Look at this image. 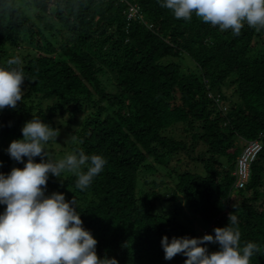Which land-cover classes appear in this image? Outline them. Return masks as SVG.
<instances>
[{
	"label": "trees",
	"instance_id": "obj_1",
	"mask_svg": "<svg viewBox=\"0 0 264 264\" xmlns=\"http://www.w3.org/2000/svg\"><path fill=\"white\" fill-rule=\"evenodd\" d=\"M162 2L0 0V67L19 57L26 88L15 109L0 110V131L9 138L0 147V172L24 167L7 149L23 138L32 118L55 128V117L67 115L77 124L84 116L71 132L70 154L102 155L104 170L84 191L75 187V175H50L46 195L66 197L71 190L83 227L98 241V256L119 264H184L183 255L164 259L162 237H203L196 219L214 235L232 213L241 246L260 248L250 264H264V29L245 24L236 36L195 14L190 21L176 19ZM134 6L141 17L129 18ZM183 58L194 70H184ZM179 126L176 137L170 131ZM251 142L260 149L247 184L237 190V159ZM182 156L200 164L203 174L169 167ZM150 161L168 166L174 178L166 199L174 203L170 212H154L162 202L155 180L149 192L138 189L140 173L154 172ZM234 197L241 199L232 204ZM5 208L0 205V214Z\"/></svg>",
	"mask_w": 264,
	"mask_h": 264
},
{
	"label": "clouds",
	"instance_id": "obj_2",
	"mask_svg": "<svg viewBox=\"0 0 264 264\" xmlns=\"http://www.w3.org/2000/svg\"><path fill=\"white\" fill-rule=\"evenodd\" d=\"M161 7L171 10L176 19L190 21L195 14L236 36L245 24L257 32L264 29V0H163ZM6 63L7 67H0V110L15 109L24 94L21 59L13 57ZM21 131L23 138L13 140L7 153L24 167L0 172V205L6 206L0 214V264H119L114 257L98 256V241L83 227L74 197L66 200L60 192L46 195L49 176L61 180L65 172L76 176L77 189H88L104 170L106 159L80 150L54 160L45 145L57 140L59 131L38 118L26 122ZM213 231L214 235L198 238L163 236L164 259L183 255L184 264H250L260 251L253 242L241 246L238 218L232 213L227 226ZM209 244H218L219 250L210 252Z\"/></svg>",
	"mask_w": 264,
	"mask_h": 264
},
{
	"label": "rangeland",
	"instance_id": "obj_3",
	"mask_svg": "<svg viewBox=\"0 0 264 264\" xmlns=\"http://www.w3.org/2000/svg\"><path fill=\"white\" fill-rule=\"evenodd\" d=\"M262 42H264V36H262ZM181 65L184 68V70L191 71V70H194L195 68L194 64L188 58H183L181 60ZM22 90L24 91V93L26 92V88L24 87V85L22 86ZM224 93L226 94L227 97H229L231 94V90L224 89ZM46 104L47 103L44 102L42 104V108H44ZM83 117L84 116H81L80 118L77 119V124H72V123L69 124L68 123L69 117L67 115H63L62 117H55L53 119L54 124H55V129L59 131V135L57 137L59 140L58 139L50 140L45 145V148L50 151V156L54 160L63 158L64 156L71 153L70 151V142H71L70 140L72 139L71 132L78 129V127L80 126L83 120ZM180 129L181 127L179 126L178 128L171 130L170 133L174 134L176 137L177 136L179 137ZM11 141L12 140H10V142ZM8 144H9L8 136L0 131V147L7 146ZM238 144L240 146L243 145L242 142H239ZM199 150H200V147H197V149L191 154V156L195 157L198 154ZM148 163L153 164L151 161ZM153 166H154V172H149V171L144 170L140 173V177H139L140 181L138 182V189L142 193L149 192L150 188L153 186V185H150L151 181L155 180V182L158 184V186L155 188V192H157L161 196L162 202L159 201L155 203L156 207L154 209V212L160 213V214L170 212V210L173 209V204H174V203L168 204V201H166V199L170 196V193H171L170 190L173 187L174 178H168L165 169L168 170V168L170 167V168H174V170L178 172H182L185 169H187L188 171L193 172V173L203 174L201 165L193 163V162L188 163V160L186 159L185 156L181 157V161L179 162V164L176 161H171L169 163V167L166 166L163 169L154 164ZM71 175L73 174L65 172L62 174L61 179H64L67 176H71ZM55 179L57 178L55 177ZM70 191H71L70 189L66 191V197H65L66 200H69L71 198ZM240 199H241L240 197H234V201H232V204L238 203ZM177 204L181 205L184 208L185 213L188 216V218L192 219L193 216L189 213L187 209V204H185L183 199L178 198ZM195 227L199 235L202 234V230L207 229L204 225L201 224V222L198 219L195 220ZM208 249L210 252L217 251L219 250V245L210 244L208 246Z\"/></svg>",
	"mask_w": 264,
	"mask_h": 264
},
{
	"label": "built area",
	"instance_id": "obj_4",
	"mask_svg": "<svg viewBox=\"0 0 264 264\" xmlns=\"http://www.w3.org/2000/svg\"><path fill=\"white\" fill-rule=\"evenodd\" d=\"M131 12L128 15L129 18L133 16H140L139 10L137 7H131ZM255 147V148H254ZM254 148V149H253ZM260 149V144L257 142L249 143L243 150L242 154L237 159L236 169L233 175L236 178V183L234 185V189H243L248 182L249 174H250V164L253 161L256 153ZM209 229L202 230V236L205 234H209Z\"/></svg>",
	"mask_w": 264,
	"mask_h": 264
}]
</instances>
